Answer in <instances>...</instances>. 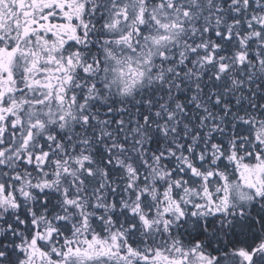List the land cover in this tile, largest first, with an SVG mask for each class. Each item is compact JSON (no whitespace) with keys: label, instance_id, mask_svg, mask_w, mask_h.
Wrapping results in <instances>:
<instances>
[{"label":"snow or ice","instance_id":"snow-or-ice-1","mask_svg":"<svg viewBox=\"0 0 264 264\" xmlns=\"http://www.w3.org/2000/svg\"><path fill=\"white\" fill-rule=\"evenodd\" d=\"M0 264H264V0H0Z\"/></svg>","mask_w":264,"mask_h":264}]
</instances>
